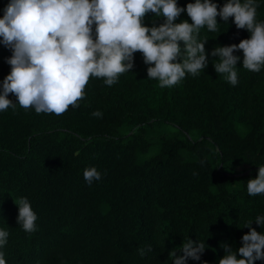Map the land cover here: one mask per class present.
I'll list each match as a JSON object with an SVG mask.
<instances>
[{"label":"trees","instance_id":"16d2710c","mask_svg":"<svg viewBox=\"0 0 264 264\" xmlns=\"http://www.w3.org/2000/svg\"><path fill=\"white\" fill-rule=\"evenodd\" d=\"M7 3L0 0V16ZM217 19L218 31L205 26L199 33L209 53L249 37L232 18ZM257 19L264 20V0ZM144 22L163 18L149 12ZM10 55L0 45V82ZM215 59L209 56L198 75L161 87L137 52L133 69L113 85L90 76L78 106L62 114L19 104L0 111L8 264H169V252L189 236L207 239L202 260L217 264L221 241L238 247L249 231L240 227L264 214V194L247 192V180L264 165V68L250 71L238 61L233 86L215 71ZM96 110L101 117L92 115ZM91 166L101 179L89 185L83 172ZM21 197L37 214L33 232L17 223Z\"/></svg>","mask_w":264,"mask_h":264},{"label":"clouds","instance_id":"9594fccd","mask_svg":"<svg viewBox=\"0 0 264 264\" xmlns=\"http://www.w3.org/2000/svg\"><path fill=\"white\" fill-rule=\"evenodd\" d=\"M261 0H8L0 16V45L11 52L5 58L9 73L0 82V111L17 104L32 107L37 113L62 114L85 95L90 76L116 83L121 73L134 67L135 54H142L149 79L161 87H171L186 74L196 76L213 60L215 71L233 86L238 83L237 63L260 72L264 68V20L257 19ZM151 12L163 18L160 24H146ZM186 13L189 19H180ZM231 22L250 35L239 43L216 45L206 51L207 39L200 29L218 31V21ZM242 50V56L234 54ZM12 94L16 102L10 98ZM93 116L101 117L96 110ZM85 181L91 185L101 179L95 167H86ZM251 196L264 194V165L247 180ZM17 223L26 232L36 230L37 214L30 200L21 197ZM260 231L253 227V222ZM249 231L234 247L220 242L224 255L217 264H256L264 262V214H258L243 227ZM9 231L0 227V264H8L4 247ZM207 240V239H206ZM198 237L186 240L169 252V264H209L202 256L209 245ZM151 250V246H149ZM144 255V250L140 249Z\"/></svg>","mask_w":264,"mask_h":264},{"label":"water","instance_id":"95a60500","mask_svg":"<svg viewBox=\"0 0 264 264\" xmlns=\"http://www.w3.org/2000/svg\"><path fill=\"white\" fill-rule=\"evenodd\" d=\"M251 172V170H248V171H246V172H244V173H242L243 175H247V174H249Z\"/></svg>","mask_w":264,"mask_h":264}]
</instances>
